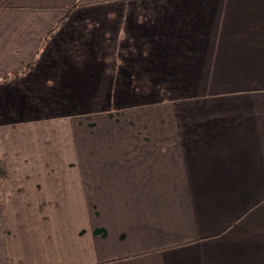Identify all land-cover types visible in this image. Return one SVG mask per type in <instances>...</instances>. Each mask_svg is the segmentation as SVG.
<instances>
[{
    "label": "crops",
    "instance_id": "0c3cea01",
    "mask_svg": "<svg viewBox=\"0 0 264 264\" xmlns=\"http://www.w3.org/2000/svg\"><path fill=\"white\" fill-rule=\"evenodd\" d=\"M3 175L0 264H264V0H10Z\"/></svg>",
    "mask_w": 264,
    "mask_h": 264
},
{
    "label": "trees",
    "instance_id": "16d2710c",
    "mask_svg": "<svg viewBox=\"0 0 264 264\" xmlns=\"http://www.w3.org/2000/svg\"><path fill=\"white\" fill-rule=\"evenodd\" d=\"M10 0H0V9L6 7ZM2 169V168H1ZM5 176H0V183L4 186L5 185Z\"/></svg>",
    "mask_w": 264,
    "mask_h": 264
},
{
    "label": "rangeland",
    "instance_id": "374dc122",
    "mask_svg": "<svg viewBox=\"0 0 264 264\" xmlns=\"http://www.w3.org/2000/svg\"><path fill=\"white\" fill-rule=\"evenodd\" d=\"M4 186L0 183V197L3 195Z\"/></svg>",
    "mask_w": 264,
    "mask_h": 264
}]
</instances>
